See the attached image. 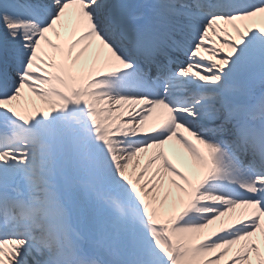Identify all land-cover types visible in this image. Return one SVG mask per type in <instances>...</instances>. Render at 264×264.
<instances>
[{"label":"snow or ice","instance_id":"1","mask_svg":"<svg viewBox=\"0 0 264 264\" xmlns=\"http://www.w3.org/2000/svg\"><path fill=\"white\" fill-rule=\"evenodd\" d=\"M0 264H264V0H0Z\"/></svg>","mask_w":264,"mask_h":264},{"label":"bare ground","instance_id":"2","mask_svg":"<svg viewBox=\"0 0 264 264\" xmlns=\"http://www.w3.org/2000/svg\"><path fill=\"white\" fill-rule=\"evenodd\" d=\"M227 51V50H226ZM217 224H219V222H217ZM213 227H216V225H214ZM207 231V230H206Z\"/></svg>","mask_w":264,"mask_h":264}]
</instances>
